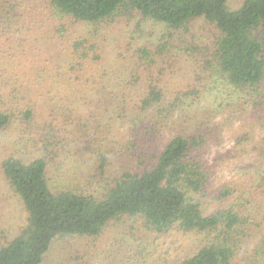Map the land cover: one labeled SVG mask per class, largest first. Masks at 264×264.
Wrapping results in <instances>:
<instances>
[{"label": "trees", "instance_id": "1", "mask_svg": "<svg viewBox=\"0 0 264 264\" xmlns=\"http://www.w3.org/2000/svg\"><path fill=\"white\" fill-rule=\"evenodd\" d=\"M42 2L43 9L47 7L74 25L96 28L136 13L181 38L198 20L210 26L212 33L207 43H181L184 48L180 50L166 43L154 50L140 49L131 68L126 65L129 76L118 88L103 83L100 76L99 82L90 85L95 95L87 107L95 113L96 126L109 123L113 116L119 122L135 124L128 137L133 151L126 157L124 170L116 175L109 172L107 176L106 168L121 151L116 147L106 150L104 142L110 131L106 123L97 126L92 136L84 132L86 123L71 122L72 134L63 131L65 128L57 130L60 118L65 120L64 127L74 114L73 105L56 100L53 91L48 100L39 90V80L30 87L20 84L19 76L1 83L0 101L7 100L10 106L0 107V132L17 125L20 151L3 159L0 168L25 210L26 226L11 240L0 243V264H41L56 238H96L122 216L141 220L147 234L138 241L142 248L148 244V235H200L202 242L195 252L174 264H264L258 259L264 254V209L252 195L250 201L245 200L239 184L216 179L223 162L216 158L218 154L207 158L208 138L199 127L188 131L179 126L174 135L165 133L175 111L195 107L198 98L216 89L203 83L206 79L219 80L227 91L217 98V107L237 110L240 103L235 101L244 100L251 116L262 112L264 117V0H238L233 7L230 0ZM0 23H4L2 19ZM77 40L68 72L84 70L91 60L88 40ZM176 49L198 59L201 74L196 76V84L182 86L177 97L170 96L172 101L167 102V95L175 89L162 80L157 69L163 64L171 66L168 54L176 58ZM49 68L37 77L55 83L65 80L60 71L52 74ZM137 122L142 123L141 128ZM71 136L77 138L71 139L76 146L85 148L92 141L97 145L91 150L96 160L93 168L100 172L95 185L87 177L73 178L62 172L57 173V183H51L49 170L66 151L65 146L72 145ZM243 142L239 138L236 145Z\"/></svg>", "mask_w": 264, "mask_h": 264}, {"label": "rangeland", "instance_id": "2", "mask_svg": "<svg viewBox=\"0 0 264 264\" xmlns=\"http://www.w3.org/2000/svg\"><path fill=\"white\" fill-rule=\"evenodd\" d=\"M237 2L238 0H230V6H235ZM1 19L5 24L0 23L3 25L0 26V85L6 79L14 80L18 76L19 83L24 87L36 86V80L41 81L39 90L48 100L49 92L53 91L51 96L56 100L73 105L74 114L68 118L64 127L62 125L65 120L60 118L57 130L65 128L63 131L72 134L71 122L74 125L77 122L81 125L86 123L84 132L90 136L98 126L97 120L93 119L95 113L87 107L95 95L90 85L99 82V76L103 83L118 88L120 81L129 76L130 69L126 65L131 68L140 49L154 50L155 46L166 43L180 50L184 48L181 43H207L212 33L210 26L198 20L191 24L189 33H184L181 38L173 35L163 25L144 20L136 13L119 16L96 28L82 23L74 25L47 7L43 9L42 0H0ZM80 37L89 42L87 47L91 60L84 70L68 72L70 53ZM187 53H179L176 49V58L168 54L172 60L171 66L163 64V68L157 69L162 73V80L175 89L171 91L172 95H167V102L172 101L170 96L177 97L176 93L182 86L196 84V76L201 74L198 59L189 56L190 52ZM96 55L99 56L98 60L95 59ZM47 66L52 74L60 71L65 80L59 79L55 83L46 78H38L37 73ZM150 68L152 71L155 69L153 63ZM203 83L209 88L216 86V89L198 98L195 107L175 111L168 120L165 133L174 135L179 126L188 131L199 127L208 138L207 149H204L207 158L213 159L218 154L216 158L223 162V171L219 172L216 179L239 184L237 188L245 193L243 198L250 201L249 196L252 195L254 201L264 209L263 113L257 112L251 116L249 108L244 106V100L238 101L239 99L235 101L240 103L237 110H233V107L225 110L224 106L219 108L217 98H222L226 89L219 80L216 82L215 79H206ZM117 91L121 92V89ZM9 106L7 100L0 101V107L6 109ZM105 123V127L110 128L104 142L108 145L106 150L116 147L121 151L118 158L111 159L106 168L107 176L109 172L116 175L124 170L128 163L126 157L133 151L128 137L130 126L133 128L135 124L132 121L119 122L116 116ZM137 127L141 128L142 123L137 122ZM19 137V128L15 124L0 132V162L16 150L20 151L17 145ZM239 138L245 142L236 145ZM71 139L77 140L71 136L69 142L72 145L65 146L66 151L55 160L49 170L52 185L57 183L58 172L73 178L87 177L95 185L100 179V172L93 168L96 160L91 150L97 149L95 141L82 148L76 146ZM133 162L137 165L134 160ZM25 226V210L6 183L0 168V243L4 244L20 234ZM141 236H147L141 220L122 216L110 222L96 238H56L41 264H174L191 256L202 242L200 235L170 232L148 235V244L144 243L142 248L138 246ZM258 259L264 261V254Z\"/></svg>", "mask_w": 264, "mask_h": 264}]
</instances>
